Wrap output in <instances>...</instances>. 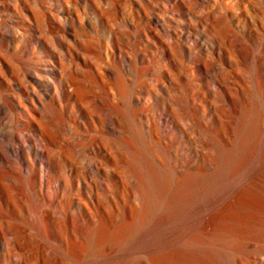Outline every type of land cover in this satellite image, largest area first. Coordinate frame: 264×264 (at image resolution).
<instances>
[{"label": "rangeland", "instance_id": "1", "mask_svg": "<svg viewBox=\"0 0 264 264\" xmlns=\"http://www.w3.org/2000/svg\"><path fill=\"white\" fill-rule=\"evenodd\" d=\"M263 55L264 0H0V264H149L218 232L242 264L264 261L261 128L244 168L193 192L181 223L164 219L163 242L109 260L111 229L135 203L122 162L160 201L178 192L213 148L203 129L222 62L252 73Z\"/></svg>", "mask_w": 264, "mask_h": 264}, {"label": "bare ground", "instance_id": "2", "mask_svg": "<svg viewBox=\"0 0 264 264\" xmlns=\"http://www.w3.org/2000/svg\"><path fill=\"white\" fill-rule=\"evenodd\" d=\"M248 50L249 48L245 45L234 51L237 64L244 62V59H246V62L250 60L249 56L251 55ZM219 53L221 54V51ZM258 59V63H255L256 65L252 67V73H248V70H244L243 67L227 66L222 62L224 66H220L218 80L222 88L216 84L211 87L210 93L216 119L208 123L206 128L203 129L205 131L209 128V131H207L213 141V151L207 153V159L204 158L206 160L202 161V164L196 163L188 167L189 171H181L178 178L181 182V188L178 189V192L173 193L168 198L166 197L164 201H160L159 197L162 191L159 188L157 189L155 182L152 183L145 177L138 179L135 165L132 162L129 164L128 161H126V164L122 162L125 168L124 173L132 184L135 203L128 207V211L125 212L124 222L115 225L111 229L112 253L116 252L110 256L109 260L112 262L120 260L122 247L124 246H134L136 251L150 252L153 245L166 239L165 233L160 232L165 227L164 219L169 218L172 222L176 220L174 224L177 223V220L180 222L198 208V204L194 199L199 189L207 190L209 195L212 186L222 184L226 178L228 179L226 173L229 169L232 167L234 169L237 164L241 167L248 164L247 162L244 164L245 159L248 158L246 153L252 150L249 148L250 150L247 151L248 140L259 128L264 131V122H260L262 117L260 118L256 104L257 100L264 102V76L258 69V64L264 62V55L259 56ZM225 98H228V100ZM260 132L259 130L258 133ZM99 145L102 146L103 144ZM243 156H246V158ZM242 157L244 162H241ZM118 163H121V161L119 160ZM156 211L160 214L158 218L155 216ZM128 216H131L132 220H127ZM138 227L143 232L138 230L139 233H134V230ZM202 242L206 243V246L200 245ZM187 243L199 244V251L188 249L159 257L148 255L150 256L148 258L149 264H242L237 245L234 244L231 235L226 233L218 232L208 239L199 238V241L193 240ZM102 257L101 254L95 257L99 259L100 264L106 263L102 262ZM258 262L264 264L261 259ZM94 264H97V262Z\"/></svg>", "mask_w": 264, "mask_h": 264}]
</instances>
